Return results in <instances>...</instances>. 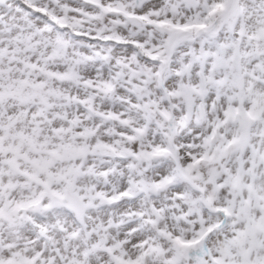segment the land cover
I'll return each mask as SVG.
<instances>
[{
    "label": "snow or ice",
    "instance_id": "1",
    "mask_svg": "<svg viewBox=\"0 0 264 264\" xmlns=\"http://www.w3.org/2000/svg\"><path fill=\"white\" fill-rule=\"evenodd\" d=\"M0 264H264V0H0Z\"/></svg>",
    "mask_w": 264,
    "mask_h": 264
}]
</instances>
